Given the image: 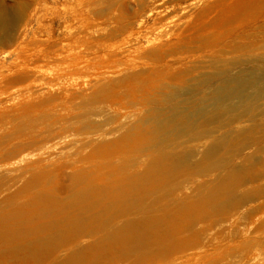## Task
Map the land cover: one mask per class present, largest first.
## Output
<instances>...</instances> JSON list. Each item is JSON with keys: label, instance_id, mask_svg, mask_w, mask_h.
I'll return each mask as SVG.
<instances>
[{"label": "rangeland", "instance_id": "obj_1", "mask_svg": "<svg viewBox=\"0 0 264 264\" xmlns=\"http://www.w3.org/2000/svg\"><path fill=\"white\" fill-rule=\"evenodd\" d=\"M0 2V264H264V0Z\"/></svg>", "mask_w": 264, "mask_h": 264}, {"label": "bare ground", "instance_id": "obj_2", "mask_svg": "<svg viewBox=\"0 0 264 264\" xmlns=\"http://www.w3.org/2000/svg\"><path fill=\"white\" fill-rule=\"evenodd\" d=\"M21 15H22V10H21V8L20 7H15V8H13V9H9L8 8V6H6L3 2H0V33H8V32H10L12 29H13V27L15 26V23L19 20V18H21ZM254 89V92L252 93V94H250L249 92H248V89ZM211 96H210V98H212L213 100H214V102L216 103V105L218 106V105H220L222 102H224V101H227V100H229V99H238V100H240V101H247V100H253V99H256V98H259V97H261V96H264V72H257L255 69H240L236 74H234V75H227L223 80H222V82L217 86V87H215L213 90H212V92H211V94H210ZM251 101H249V102H251ZM198 114L199 115H201V116H203V117H208V114L203 110V109H200L199 111H198ZM161 126V125H160ZM118 186V185H117ZM126 190V189H125ZM115 195V194H114ZM149 195V194H148ZM106 196V195H105ZM104 196V197H105ZM131 196V195H130ZM114 197V196H113ZM91 198V197H90ZM115 198V197H114ZM171 198V197H170ZM170 198H169V200H170ZM119 199V198H118ZM117 199V200H118ZM101 200V199H100ZM137 200V199H136ZM149 200V199H148ZM155 200V199H154ZM157 200V199H156ZM111 201V200H110ZM119 201V200H118ZM118 201H117V203H118ZM109 202V201H108ZM105 203V202H104ZM124 203V202H123ZM145 203V201L143 202V204ZM168 203V202H167ZM163 204V203H162ZM173 204V203H172ZM171 204V205H172ZM98 205V204H97ZM108 205V204H107ZM148 205V204H147ZM156 205V204H155ZM168 205V204H167ZM174 205V204H173ZM176 205V204H175ZM182 205V204H181ZM122 206V205H121ZM143 206V205H142ZM142 206H141V208H142ZM151 206V205H150ZM105 207V206H104ZM112 207H113V205H112ZM155 207V206H154ZM157 207V206H156ZM188 207V206H187ZM186 207V208H187ZM114 208H115V206H114ZM121 208H123V207H121ZM147 208V207H146ZM135 209V208H134ZM145 209V208H144ZM143 209V210H144ZM149 209H151V208H149ZM157 209H159V208H157ZM87 210V209H86ZM99 210H101V209H99ZM105 210H106V208H105ZM111 210V209H110ZM124 210V209H123ZM130 210V209H129ZM136 210V209H135ZM161 210V209H160ZM166 210V209H165ZM181 210H182V208H181ZM120 211H122V210H120ZM134 211V210H133ZM142 211V210H141ZM153 211H154V209H153ZM152 211V212H153ZM158 211V210H157ZM156 210H155V212H157ZM175 211V210H174ZM109 212V211H108ZM137 212V211H136ZM145 212V211H144ZM147 212V211H146ZM149 212V211H148ZM159 212V211H158ZM157 212V213H158ZM189 212V211H188ZM122 213V212H121ZM138 213H140V211L138 212ZM154 213V212H153ZM156 213V214H157ZM163 213V212H162ZM167 213V212H166ZM105 214V213H104ZM136 214V213H135ZM145 214V213H144ZM171 214H172V212H171ZM72 215V214H71ZM91 215V214H90ZM147 215V214H146ZM136 216V215H135ZM141 216V215H140ZM154 216H156V215H154ZM104 217V216H103ZM167 217V216H166ZM182 217V216H181ZM135 218V217H134ZM156 218V217H155ZM99 219V218H98ZM110 219V218H109ZM113 219V218H112ZM149 219V218H148ZM147 219V220H148ZM95 220H96V218H95ZM115 220V219H114ZM138 220H140V219H138ZM153 220V219H152ZM94 221V220H93ZM171 221V220H170ZM183 221V220H182ZM98 222V221H97ZM100 222V221H99ZM107 222V221H106ZM109 222V221H108ZM131 222V221H130ZM136 222V221H135ZM138 222V221H137ZM169 222V221H168ZM87 223V222H86ZM139 223V222H138ZM173 223V222H172ZM89 223H87V225H88ZM97 224V223H96ZM105 224V223H104ZM110 224V223H109ZM108 224V225H109ZM115 224V223H114ZM135 224V223H134ZM147 224V223H146ZM157 224V223H156ZM165 224V223H164ZM67 225V224H66ZM95 225V224H94ZM113 225V224H112ZM142 225V224H141ZM144 225H145V223H144ZM168 225V224H167ZM174 225V224H173ZM100 226H102V224L100 225ZM115 226V225H114ZM127 226V225H126ZM130 226H131V224H130ZM169 226V225H168ZM92 227V226H91ZM120 227H123V226H120ZM166 227V226H165ZM72 228V227H71ZM71 228H69L68 230H70ZM104 228H105V226H104ZM118 228V227H117ZM132 228V227H131ZM142 228H143V226H142ZM157 228V227H156ZM76 229V228H75ZM90 229H93V228H90ZM101 229V228H100ZM135 229H136V227H135ZM159 229H161V228H159ZM80 230V229H79ZM86 230H87V228H86ZM130 230V229H129ZM141 230V229H140ZM164 230V229H163ZM172 230V229H171ZM90 231V230H89ZM88 231V232H89ZM104 231V230H103ZM112 231V230H111ZM116 231H119V233L121 232L120 230H116ZM136 231V230H135ZM74 232V231H73ZM85 232H87V231H85ZM87 232V233H88ZM100 232V231H99ZM133 232V231H132ZM138 232H140V231H138ZM175 232V231H174ZM105 233V232H104ZM149 233H150V231H149ZM156 233V232H155ZM164 233V232H163ZM167 233V232H166ZM102 234V233H101ZM133 234V233H132ZM132 234H130V235H132ZM141 234V233H140ZM139 234V235H140ZM143 234V233H142ZM168 234V233H167ZM174 234V233H173ZM57 235V234H56ZM55 235V236H56ZM87 235V234H86ZM104 235V234H103ZM105 235H106V233H105ZM113 235V234H112ZM130 235H129V237H130ZM136 235V234H135ZM138 235V236H139ZM146 235V234H145ZM148 235V234H147ZM150 235V234H149ZM35 236V235H34ZM108 236H110V235H108ZM114 236V235H113ZM143 236V235H142ZM162 236V235H161ZM95 237H96V235H95ZM126 237V236H125ZM160 237V236H159ZM171 237H172V235H171ZM175 237H176V235H175ZM43 238V237H42ZM97 238H98V236H97ZM111 238V237H110ZM131 238H132V236H131ZM38 239V238H37ZM104 239V238H103ZM120 239V238H119ZM140 239V238H139ZM153 239H155V237L153 238ZM34 240V239H33ZM105 240V239H104ZM152 240V239H151ZM171 240V239H170ZM76 241V240H75ZM93 241V240H92ZM91 241V242H92ZM117 241V240H116ZM53 243H54V241H52ZM73 242V241H72ZM118 242V241H117ZM159 242V241H158ZM74 243V242H73ZM83 243V242H82ZM85 243V242H84ZM123 243V242H122ZM130 243V242H129ZM132 243V242H131ZM129 244L130 246H132V244ZM35 244V243H34ZM55 244V243H54ZM92 244V243H91ZM90 244V245H91ZM159 244V243H158ZM167 244V243H166ZM80 245V244H79ZM85 245V244H84ZM97 245V244H96ZM107 245H109V244H107ZM138 245V244H137ZM156 245V244H155ZM82 246V245H81ZM81 246H79V247H81ZM92 246V245H91ZM123 246V245H122ZM134 246H135V244H134ZM134 246H132V247H134ZM148 246V245H147ZM50 247H51V245H50ZM84 248V247H83ZM141 248H142V246H141ZM147 248V247H146ZM62 249H64V248H62ZM69 249V248H68ZM76 249V248H75ZM88 249V248H87ZM105 249V248H104ZM133 249H135V248H133ZM31 250V249H30ZM77 250V249H76ZM80 250V249H79ZM97 250H98V248H97ZM131 250V249H130ZM58 251V250H57ZM71 251V250H70ZM69 251V252H70ZM134 252V251H133ZM139 252V251H138ZM144 252V251H143ZM32 253V252H31ZM51 253V252H50ZM59 253H60V251H59ZM63 253H64V250H63ZM63 253H61V254H63ZM72 253V252H71ZM96 253V252H95ZM134 253H136V251L134 252ZM56 254V253H55ZM84 254V253H83ZM48 256V255H47ZM73 256H74V253H73V255L72 254H69L68 255V257L70 258V259H74L73 258ZM105 256H107V255H105ZM48 258H49V256H48ZM47 258V259H48ZM53 259H54V257H52ZM77 258V257H76ZM110 258V257H109ZM129 258V257H128ZM36 259H37V257H36ZM81 259V258H80ZM63 260H64V258H63ZM39 261H41V260H39ZM60 261V260H59ZM113 262H114V260H112ZM118 261V260H117ZM42 262V261H41ZM51 262V261H50ZM55 262V261H54ZM69 262V261H68ZM109 262V261H108ZM34 264H36V263H34ZM42 264H43V262H42ZM51 264V263H50ZM53 264H56V263H53ZM60 264V263H59ZM65 264H67L66 262H65ZM84 264V263H83Z\"/></svg>", "mask_w": 264, "mask_h": 264}]
</instances>
